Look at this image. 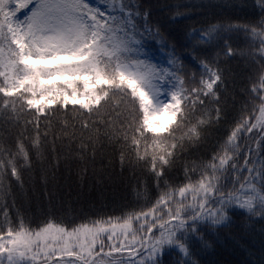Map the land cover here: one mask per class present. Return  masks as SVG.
Listing matches in <instances>:
<instances>
[{"label":"snow or ice","instance_id":"6c2138e0","mask_svg":"<svg viewBox=\"0 0 264 264\" xmlns=\"http://www.w3.org/2000/svg\"><path fill=\"white\" fill-rule=\"evenodd\" d=\"M105 150L126 202L66 208L60 167ZM0 198V264H216L234 217L264 264V0H0Z\"/></svg>","mask_w":264,"mask_h":264},{"label":"trees","instance_id":"16d2710c","mask_svg":"<svg viewBox=\"0 0 264 264\" xmlns=\"http://www.w3.org/2000/svg\"><path fill=\"white\" fill-rule=\"evenodd\" d=\"M161 2H192L205 4H225L238 2V0H161ZM211 11L234 12L235 9L214 8ZM59 147V145L57 146ZM134 179L132 174L125 169L120 172L119 161L113 160L105 150L102 157L98 156V161L94 166H89L87 170L81 167L80 171L75 170V165L70 171L63 165L57 173L56 191L60 199L64 201V206L71 207L74 211L82 210L88 213H112L114 207L126 202L131 188L130 180ZM26 183L23 188H13L12 196L8 197L7 207L12 209V215H16L13 203L17 208H22L26 214H32L40 209L41 201L37 197V192H43V185L39 182V173L33 175L31 172L25 173ZM35 189V190H34ZM49 192L52 191L51 185ZM3 199L0 198V204ZM47 208V203L43 204ZM235 226L220 230L219 238L213 243V247L208 250V255L204 257L206 261L215 260L216 264H244L249 259L248 250L252 244L259 248V237L253 236L246 231L241 224L239 217H234ZM256 229L259 224L254 225ZM210 243H212L210 241Z\"/></svg>","mask_w":264,"mask_h":264}]
</instances>
